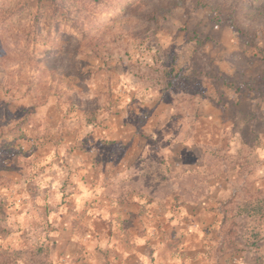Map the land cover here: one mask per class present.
I'll return each mask as SVG.
<instances>
[{"label":"rangeland","instance_id":"rangeland-1","mask_svg":"<svg viewBox=\"0 0 264 264\" xmlns=\"http://www.w3.org/2000/svg\"><path fill=\"white\" fill-rule=\"evenodd\" d=\"M0 0V264H264V0Z\"/></svg>","mask_w":264,"mask_h":264},{"label":"trees","instance_id":"trees-1","mask_svg":"<svg viewBox=\"0 0 264 264\" xmlns=\"http://www.w3.org/2000/svg\"><path fill=\"white\" fill-rule=\"evenodd\" d=\"M242 6H245L247 2H244L245 0H238ZM247 6V5H246Z\"/></svg>","mask_w":264,"mask_h":264}]
</instances>
